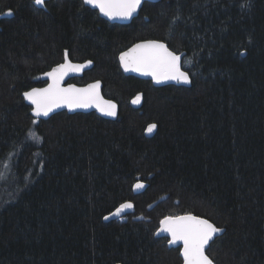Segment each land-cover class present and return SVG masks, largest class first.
Masks as SVG:
<instances>
[{
  "label": "trees",
  "instance_id": "1",
  "mask_svg": "<svg viewBox=\"0 0 264 264\" xmlns=\"http://www.w3.org/2000/svg\"><path fill=\"white\" fill-rule=\"evenodd\" d=\"M0 16V264H181L156 231L185 214L224 230L213 264H264V0L145 2L127 25L81 0H0ZM143 40L191 82L124 75L118 54ZM65 52L92 63L68 83L100 80L116 120L30 115L22 93Z\"/></svg>",
  "mask_w": 264,
  "mask_h": 264
},
{
  "label": "snow or ice",
  "instance_id": "2",
  "mask_svg": "<svg viewBox=\"0 0 264 264\" xmlns=\"http://www.w3.org/2000/svg\"><path fill=\"white\" fill-rule=\"evenodd\" d=\"M34 5L45 7L46 0H33ZM85 5H91L99 9L100 13L108 19H130L141 6L142 0H83ZM11 12H9V15ZM124 71H134L141 75L151 76L154 82L175 81L177 83L189 84V75L181 71L179 55L169 51L163 43L146 41L136 44L129 51L119 57ZM91 63V62H88ZM87 65L70 63L68 53L65 52V62L54 68L46 75L51 79L48 88L32 89L24 93V97L33 107V115L36 117L48 116L53 108L66 106L69 110L74 108H87L95 105L102 114L115 116L116 106L111 102L101 101L98 92L99 82L89 85L84 89H76L72 86L60 88L59 83L69 71H80ZM140 99L136 97L134 103ZM35 123V121H33ZM156 128L155 124L149 125L147 131L151 133ZM136 189L144 187L136 184ZM131 203L121 204L112 215L119 216L126 209H131ZM108 219L107 216L104 217ZM163 233H167L170 239L169 245L182 244L180 255L183 264H213L206 255L209 242L223 232L208 219L200 218L191 214L182 216H169L160 221ZM159 235V233H157Z\"/></svg>",
  "mask_w": 264,
  "mask_h": 264
},
{
  "label": "water",
  "instance_id": "3",
  "mask_svg": "<svg viewBox=\"0 0 264 264\" xmlns=\"http://www.w3.org/2000/svg\"><path fill=\"white\" fill-rule=\"evenodd\" d=\"M48 1H49V0H46V2H48ZM158 1H159V0H142V4H141V6L137 9V11L133 14V16H132L130 19H127V20H123V19H111V20H110V19H108V17L102 15V14L100 13V11H99L98 8L93 7V6H91V5H85V4L83 3V0H81L82 4H83L85 7H88L89 9L96 11L97 14H98V16H99L101 19L107 21V22L110 23V24H119V25H127V24H129V23H130L135 17H137V15H138V13H139L141 7L143 6V4H144L145 2L155 3V2H158ZM32 4L34 5L33 0H32ZM34 6H35L36 8H39V9H42V8H43V7H38V6H36V5H34ZM146 41H156V42H159V43H163V42H161V41H157V40H143V41H138V42L132 44L131 46H129L127 49H125V50H123L122 52H120V53L118 54V56H117V61H118L119 68H120L121 72H122L124 75H126V76H133V77H136V78L141 79V80H147V81H150V82L152 83V85L155 86V87H162V86L173 85V84H180V85H183V86L188 85V84H183V83H177V82H175V81H170V80H169V81H163V82H161V83H156V82H154V80L152 79L151 76L141 75V74H139L138 72H134V71H128V72L124 71L123 67L121 66L120 59H119L120 55H121L122 53H124V52L129 51V49L133 48L136 44H141V43H144V42H146ZM163 44H164V43H163ZM164 45H165V44H164ZM165 47H166L169 51H171L166 45H165ZM171 52H172V51H171ZM173 53H174V52H173ZM174 54H175V53H174ZM68 59H69L70 63H72V64L87 65V66H86V67H83L80 71H69L68 74L65 75V76L63 77V79L60 81V83H59V87H60V88H68L69 86H72V87H74V88H76V89H84V88H87V87H88L89 85H91V84H95V83L99 82V88H98L96 91L98 92L101 101H107V102H111L112 104H114V105L116 106V108H115L116 115H115V116H107V115H104V114H102V112H101L100 110H98V108H97L95 105H92V106L87 107V108H74V109H72V110H69V108L66 107V106H60V107L53 108V110H52V111L48 114V116H46V117H45V116L36 117V116L33 115V107H34V106H33L28 100L25 99V97H24V93H25V92H29V91H31L32 89H45V88H48L49 84H50L52 81H51V79L46 75V73L51 72L54 68L58 67L60 64H63V63L65 62V54H64V57H63V61H62V62H60V63H58V64L52 66L49 70L45 71L44 73H42V74L40 75V80L43 81V82H45V84H44L43 86H40V87H33V88H31V89H29V90H27V91H25V92L22 93V98H23L24 103H25L27 106L30 107V111H29L30 115H31L33 118H35V119L47 120L50 116H52V115H54V114H56V113H59V112H63V111H65V112L68 113V114H75V113H95L97 116H99V117H101V118H104V119H107V120H116L117 115H118V110H119V109H118V105H117V103H116L114 100L107 99V98L104 97V95H103V93H102V82H101L100 80L91 81V82H88V83L85 84V85H77V84H74V83H67L69 79H72V78H80V77H82V75L84 74V72L88 71V70L92 67V63H88V62H90V61H88V60H87V61H84V62H74V61L70 60L69 57H68ZM181 71H182V70H181ZM135 100H136V98L132 100V106H134V107H138L139 104H140V99L134 103L133 101H135ZM148 134H151V133L148 132ZM141 190H142V188H141V189H136V191H141ZM122 214H123V212H122L119 216H114V215H112V217H113V218H118V217H120ZM181 216H182V215H181ZM160 229H161V224H159V227H158V229H157V231H156V234L159 233V235H158L159 237H165V238H168V240H169L170 237L168 236V234H167V233H163V232H161ZM210 243H211V241L209 242V244H210ZM168 244H169V243H168ZM169 246H171V247H180V248H182V244L169 245ZM207 247H208V246H207ZM180 257H181V255H180ZM181 259H182V257H181ZM181 264H183V259H182V263H181Z\"/></svg>",
  "mask_w": 264,
  "mask_h": 264
},
{
  "label": "bare ground",
  "instance_id": "4",
  "mask_svg": "<svg viewBox=\"0 0 264 264\" xmlns=\"http://www.w3.org/2000/svg\"><path fill=\"white\" fill-rule=\"evenodd\" d=\"M43 8H44V7H43ZM181 70L184 71L182 68H181ZM184 72H186V71H184ZM186 73H187V72H186ZM67 83H68V82H67ZM50 117H51V116H50ZM50 117H49V118H50ZM128 210H129V209H128ZM123 213H124V212H123ZM122 215H123V214H122ZM122 215H121V216H122ZM121 216H120V217H121ZM120 217H118V218H120Z\"/></svg>",
  "mask_w": 264,
  "mask_h": 264
},
{
  "label": "rangeland",
  "instance_id": "5",
  "mask_svg": "<svg viewBox=\"0 0 264 264\" xmlns=\"http://www.w3.org/2000/svg\"><path fill=\"white\" fill-rule=\"evenodd\" d=\"M6 15H9V13H6ZM1 17V16H0ZM130 210V209H129ZM125 211H128V209H126Z\"/></svg>",
  "mask_w": 264,
  "mask_h": 264
}]
</instances>
